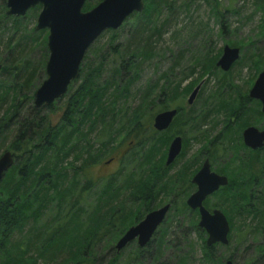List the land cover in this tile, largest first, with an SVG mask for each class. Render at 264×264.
Masks as SVG:
<instances>
[{
  "label": "trees",
  "instance_id": "16d2710c",
  "mask_svg": "<svg viewBox=\"0 0 264 264\" xmlns=\"http://www.w3.org/2000/svg\"><path fill=\"white\" fill-rule=\"evenodd\" d=\"M204 1L212 4L214 0ZM143 2V10L129 16L134 18L132 36L124 44L112 47L109 58L100 55L96 61L83 63V56L79 75L71 81L66 93L55 100L64 101L56 120L50 117V113L56 111L53 108L55 101L42 107H35L32 101L33 87L43 71V64L38 68V64L20 59L17 57V44L7 45V59L2 60L0 68V150H10L14 161L0 182V264H14L19 252L24 260L22 264H40L39 260L44 264H159L168 247L173 249V264H189L194 259L195 246L201 252L198 263L223 264L227 259L233 263L234 251H237L236 246L232 247L235 232L238 244L250 235L261 238L256 248L257 258L263 259L264 264V147H246L240 133L253 123V118L264 119L258 109L259 102L245 95L232 106L228 102L231 96H226L211 110L197 113L189 109L186 112L183 106L174 105L181 81L172 82L163 74V84H159V79L139 91L136 106L123 108L117 104L120 98L130 95L129 72L137 73L142 61L152 56V37L160 35L158 28L152 25L154 14L161 6L171 7L169 0ZM96 3L86 0L83 10ZM37 6L31 8L32 16L40 8ZM260 6L264 9V0L260 1ZM5 10L6 0H0V32L8 29L23 38L24 15H6ZM150 24L152 26L147 28ZM34 31H37L35 26L27 38L36 42ZM41 32V45L45 49L47 32ZM90 51H97L96 47ZM219 54L220 51L214 57L194 59L191 74L195 73V67L201 70L200 77L194 80L196 83L205 74L215 71ZM246 59L255 67L264 60V55L250 53ZM108 65V75L102 78ZM226 75L221 73L216 93L224 85L231 86L227 84ZM155 103L157 111L143 119L145 112ZM173 105L177 114L170 126L162 131L155 130L152 126L154 114ZM219 111H224L223 127L216 136L209 138L201 128L212 113ZM91 134H95L99 141L96 149L88 142L87 136ZM188 134L190 136L187 137ZM175 135L182 137V148L175 160L166 165L164 152ZM127 138L132 141L131 147L119 157V161L128 164L137 162L139 173L128 172L121 177L126 165L122 164L107 176L100 190L102 197L94 207H97L95 213L82 220L78 213L60 212L62 206L56 201L46 224L32 232L31 222L37 223L42 211L50 208L52 199L62 198L63 193L59 192L62 188L53 189L57 184L54 183L58 182L56 165L74 155V162H80L77 170L82 171L86 178V171L93 161H100L106 155L112 156ZM190 139L204 141L191 158V163L184 162L180 171L164 174L184 157ZM226 148L233 151L232 165L217 168L216 172L226 175L228 183L206 197L203 204L206 208H218L225 214L229 224L228 243L209 247L205 243L204 229L198 226V212L188 208L185 200L195 188L191 177L199 169V158L204 155L213 164L219 151ZM240 149L244 150L242 155L238 154ZM90 181L91 177L85 179L79 193L88 189ZM210 197H216L217 203H211ZM122 199L127 204L121 202ZM164 203H170L165 219L144 246L130 242L125 246L130 248L125 256V248L115 249L114 243L125 229ZM135 205H139L136 211L132 208ZM28 225L31 226L26 233V244L24 240L17 241V231ZM192 234L199 240L197 244L192 241ZM219 246L228 250L227 253L216 254ZM105 247L113 253L109 258L102 254ZM257 258L254 257V260Z\"/></svg>",
  "mask_w": 264,
  "mask_h": 264
},
{
  "label": "rangeland",
  "instance_id": "374dc122",
  "mask_svg": "<svg viewBox=\"0 0 264 264\" xmlns=\"http://www.w3.org/2000/svg\"><path fill=\"white\" fill-rule=\"evenodd\" d=\"M90 1L92 3L99 2V0ZM260 1L261 0H214L211 4L204 0H169L171 5L170 8L161 6L159 11H156L154 14V23L152 25H155L158 28L160 35H153L152 37V56L142 61L137 73L129 72L127 78L131 80L129 86L131 96L129 95L128 97L120 98L117 103L118 106L123 108H132L136 106L138 96L140 95L139 91L143 90L147 85L159 81V79V84H163L164 81L161 79L163 74H166L168 80L172 82L181 81L178 93H176L178 94V98L174 105L179 104L183 106L184 111L186 112L189 109H192V111L197 113H199V111L211 110L221 98H226V96L228 98L231 96L228 100V102L231 103L230 105L234 106L236 103L238 104L243 96H248V91L253 85L257 74L264 70V60L259 64H256L255 67L250 60L247 61L248 58L245 60L246 56L250 55V53H262L264 55V9L260 6ZM36 7H34V9ZM32 9L28 10L23 17V27L25 30L23 38L19 33L13 34L12 31L8 29L0 32V62L7 59L6 49L7 45L10 43L11 46L17 44L16 50L19 54L17 57L20 59L23 58L32 64H38V68L43 64V71L39 73L38 82H35V86L33 87L35 90L45 78L44 66L48 52L46 44L45 49L44 45H41L43 39L41 31L47 32L46 29L34 31L35 33H33V37H36V42H34V39L31 41L27 38L28 35L32 34L30 31H32L36 24V16L40 10V8H37L34 16H32ZM130 17L127 19L126 23H123L118 29H108L103 31L86 51L83 63L84 61H86L85 63L96 61L100 55H106V58H109L108 53L112 47L124 44L133 33L132 22L134 21V18ZM7 24L10 25L9 22H7ZM152 25L150 24L147 28H150ZM147 32L149 33L148 29ZM232 43H234V45H232ZM224 45L239 48V58L235 61L237 64L234 63L235 65L233 64L234 66L232 65L233 67L225 72L215 65L216 69L214 72L205 74L201 77V85L196 97L191 104H187V97L192 89L200 82L196 83V81H194L196 78L200 77L201 70L199 67H195L194 74H191L190 72L194 59L197 58L204 60L207 56L214 57L219 51L221 54ZM95 47L97 51H90L92 48L95 49ZM219 56H217L216 61ZM255 58L256 56H254V59ZM109 68L110 65L105 66L102 78L108 75L107 72L109 71ZM222 72L228 74L226 75V78L228 79L227 84L230 83L231 86L228 87L224 85L220 89V92L216 93L215 91L219 85L218 79ZM183 76L185 77L183 78ZM63 103L64 101L62 100L54 102L53 108L56 111L50 113V117L54 120H56V117L62 111ZM174 105L172 108H176ZM157 109L158 105L155 103L145 112L143 119H146L150 113L156 112ZM258 109L260 110V106ZM223 120L224 111L212 113L207 122L202 126L201 130L205 132L209 138L214 137L222 129L224 124ZM252 121L253 123L250 125H253L258 129L264 127V119L253 118ZM232 126L235 127L233 124ZM188 136L190 135L188 134L187 137ZM87 138L90 145H92V148L96 149L99 146V141L96 139L95 134H91L87 136ZM189 141L184 157L173 165V167H170L169 170L164 171V174H173L176 171H180L184 162L187 164L189 162L191 163V158H193L194 154L204 143V141L197 142L192 139ZM131 142L130 138L125 139L120 143L116 152L112 156L106 155L100 161L95 160L92 162L86 171V178L91 177V181L88 189L82 193H79V191L84 185L86 178L82 171L77 170V166L80 165V162H74V155L64 160L60 165H56V179L58 182L54 183V185L57 184L53 189L62 188L59 191L61 194L63 193L62 198L60 200L52 199V203H49L50 208L46 209L45 212H43L44 210L42 211V214L37 219V223L34 224V221L31 222L33 225L31 228L32 232L33 229L38 231V229H36L37 227H42L46 224L45 221L49 216L48 214L54 209L56 201L62 206L60 212H68V214L71 212L78 213L82 220H85L86 216L90 213H95L97 207L95 209L94 207L97 205V202H99L100 197H102V191L100 190L105 185L107 176L115 172L122 164L126 165H124L121 177L128 172L135 174L139 173L140 169L138 164H136L137 162H134L135 164H128L119 161V157L125 155L126 151L131 147ZM3 151L4 149H1L0 154ZM243 152L244 150L240 149L238 154L242 155ZM166 153L167 149L164 152V159H166ZM232 155V149L226 148L224 151L220 150L215 162L210 164L211 169L216 172L217 168L232 165ZM108 157L112 158L108 159ZM205 157L203 155L197 161V163L199 162V167ZM57 162H60V160ZM74 183L75 186L73 188ZM41 186L47 187V185L44 184ZM194 189L192 191H194ZM49 192L51 193L53 191ZM170 196L171 195L169 194V198ZM122 201L123 199L121 202ZM123 202L127 204L126 201ZM210 202L217 203V198L210 197ZM128 203L131 204L130 202ZM132 208L136 211L138 210L139 205H135ZM208 209L211 210L213 208ZM237 223L238 221L236 224ZM30 226L28 225L22 231H17V241L24 240V243L26 244V236H28L26 233L29 231ZM234 234L235 238L233 239L234 241H232V247L236 246L237 251H234V261L232 264H263V259L257 258L256 249L261 243V238L259 236L250 235L238 244L236 241L237 232ZM191 237L195 244L199 242L194 234H192ZM133 244H135V242H133ZM124 248L125 249L123 250L125 251L122 250L124 252L123 256L127 255L130 251L129 247ZM168 248L169 249H166L161 257L159 264L174 263L173 249L172 247ZM227 251L228 250L225 248L219 246L216 249V254H226ZM102 254L109 258L113 253L108 252V249L105 247L102 249ZM200 256V249L198 246H195L193 254L194 259L190 260L192 262L189 264H201L198 263ZM254 257L257 259L254 260ZM246 260L249 263H246ZM23 261L20 252L19 254L17 253V260L14 258V264H22ZM39 262L40 264H44V261L42 260H39Z\"/></svg>",
  "mask_w": 264,
  "mask_h": 264
},
{
  "label": "water",
  "instance_id": "95a60500",
  "mask_svg": "<svg viewBox=\"0 0 264 264\" xmlns=\"http://www.w3.org/2000/svg\"><path fill=\"white\" fill-rule=\"evenodd\" d=\"M86 0H6V15L23 16L39 5L35 29H46V49L48 52L44 66L45 78L33 92L35 107L48 106L62 97L71 81L79 75L80 64L91 44L105 30L118 29L135 12L144 8L143 0H100L88 10H83ZM239 58V48L224 45L215 65L222 71H228ZM1 68V62H0ZM201 81L187 97L191 104L196 97ZM251 99L258 100L260 112L264 115V70L260 71L248 91ZM177 114L176 108L161 110L154 114L152 126L157 131L165 130ZM243 144L250 149L264 147V127L258 129L246 126L242 132ZM182 148V137L175 135L167 147L165 164H171ZM14 161L13 153L5 150L0 154V182ZM195 189L186 198L188 208L198 212V226L206 233L207 246L228 243L229 224L225 214L218 208L209 210L203 204L206 197L227 185L224 174L211 169L205 158L199 169L191 177ZM170 203H165L147 212L137 223L129 226L117 239L114 247L117 251L132 241L144 246L165 219ZM223 264H232L227 259Z\"/></svg>",
  "mask_w": 264,
  "mask_h": 264
},
{
  "label": "flooded vegetation",
  "instance_id": "af4514ba",
  "mask_svg": "<svg viewBox=\"0 0 264 264\" xmlns=\"http://www.w3.org/2000/svg\"><path fill=\"white\" fill-rule=\"evenodd\" d=\"M231 68V67H230ZM255 100V99H254ZM256 101H258V100H256ZM170 126V125H169ZM132 242H135L136 243V241L134 240V241H132ZM137 244V243H136Z\"/></svg>",
  "mask_w": 264,
  "mask_h": 264
}]
</instances>
